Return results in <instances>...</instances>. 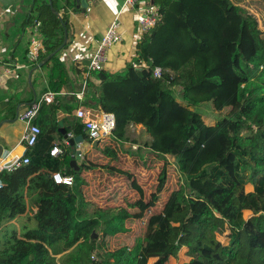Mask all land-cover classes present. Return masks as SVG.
I'll return each mask as SVG.
<instances>
[{
    "label": "trees",
    "instance_id": "1",
    "mask_svg": "<svg viewBox=\"0 0 264 264\" xmlns=\"http://www.w3.org/2000/svg\"><path fill=\"white\" fill-rule=\"evenodd\" d=\"M153 1L160 6V20L143 35L125 74L85 68L84 106L115 115L110 137L115 143L128 142L127 129L142 125L152 137L144 147L148 156L174 157L183 182L168 190L157 210L151 209L164 184L147 202L127 200L90 214L83 193L87 167L71 168L76 147L69 144L60 157L50 154L53 133L64 138L54 122L53 130L42 131L28 147L19 167L0 172V230L29 207L38 209L35 229L24 239L16 234L7 239L0 264H126L113 261L118 252L102 253L99 240L128 233V224L146 212L137 264H152L155 256L156 264H164L180 253L188 264H264V30L244 0ZM61 2L62 8L43 0L30 18L41 23L42 57L59 50L65 29L70 32V22L58 12L76 2ZM50 63L51 75L58 72L64 84L68 73L57 54ZM155 67L165 70L162 78L153 76ZM207 103L218 112L228 110L227 116L206 124L196 109ZM71 129L75 138L93 143L81 123ZM103 151L116 159L113 147ZM58 172L74 177L73 186L57 184ZM224 225L227 242L217 236ZM94 232L101 236L93 238Z\"/></svg>",
    "mask_w": 264,
    "mask_h": 264
},
{
    "label": "crops",
    "instance_id": "2",
    "mask_svg": "<svg viewBox=\"0 0 264 264\" xmlns=\"http://www.w3.org/2000/svg\"><path fill=\"white\" fill-rule=\"evenodd\" d=\"M42 2L43 0H0V172L5 169L8 162L15 158L19 160L25 157L28 151V147L23 142L26 125L18 120V114L27 107L40 104L36 123L39 127L41 126L42 131L45 133L47 130H53L54 122L58 124L60 129L66 128L70 130L69 132H71L74 123H80L76 118V111L84 105L86 97L81 102L77 100V95L84 89V81L88 77L86 69L89 68L85 61L90 59L102 34L117 17L122 22L121 34L123 40L111 48L106 71L112 74H125L128 64L133 63L136 58L137 46L143 37L133 12L125 8V0H93L88 10L77 9L75 6L61 9L58 12L60 19L64 16L70 22V32L65 29L63 45L49 56H41L45 54V47L40 26V41L43 43L44 51L40 54V60L34 62L30 58V50L31 32L35 23L30 22V18L36 15L37 5ZM48 2L52 5V0H48ZM54 2L61 8L64 7L61 0H54ZM242 5L255 14L258 19L260 18V25L263 26L264 1L244 0ZM69 37L70 44L67 46ZM55 54L65 65L68 73L65 83L62 85L58 80V72L51 75L52 64L50 60ZM49 92H54L56 100L51 105L43 102L44 95ZM51 108H56V114L52 113ZM136 127L147 134L146 141L143 144L137 141H133V143L130 139L129 131ZM52 136L54 138L53 145L64 139H60L56 133H53ZM127 136L129 138L128 142L115 143L113 138L107 140L108 142L111 141L112 144L110 145L114 147L116 157L117 151L124 150L123 145L126 143H133L138 147L136 157L140 156L143 159L144 156L149 155L144 147L146 142L152 140V137L142 125H131L127 129ZM84 144L85 142L81 143L76 149H81ZM105 147H108V145H105ZM140 147H143V150ZM80 164V160H78V165ZM111 169L113 171L118 170L113 165ZM86 181H88V184L83 187V193L90 214L100 209H115L125 204L127 200H132L126 198L123 200L120 196V188L111 190L114 191L112 194H109L107 190L102 193L91 192L90 199H87L90 181L89 179H86ZM37 211L36 207H29L24 215L6 223L5 226L13 225L14 234L18 238L24 239V235L36 227L33 218ZM128 229L129 232L124 235L133 236L134 231L129 228V225ZM105 241L109 240L104 239ZM5 242L0 247L1 249L4 248ZM142 244L143 240L139 245L137 254L140 253ZM61 256L58 255L56 258L59 260ZM130 256L131 254L128 255V252L124 251L117 258L123 260L126 264H137L138 259L133 263L130 261L132 259Z\"/></svg>",
    "mask_w": 264,
    "mask_h": 264
},
{
    "label": "rangeland",
    "instance_id": "3",
    "mask_svg": "<svg viewBox=\"0 0 264 264\" xmlns=\"http://www.w3.org/2000/svg\"><path fill=\"white\" fill-rule=\"evenodd\" d=\"M263 26L261 27L264 30ZM196 111L203 116L205 123L209 125L215 124L217 121L226 117L228 113V110H224L222 112L216 111L210 103L201 105L196 109ZM129 136L132 142L137 141L143 144L146 141L147 134H145L143 130L136 127L135 129L129 131ZM108 139L109 138L104 140V142L98 146H95L94 143L85 142L84 146L80 149L82 151V156L79 160L81 164L87 167L84 175H86V179H89L90 181V189L88 190L89 195L87 194V199H90L89 196H91V192L102 193L104 190H107L109 194H112L114 191L111 190L120 188V196L123 200L126 198L138 201L143 198L147 202L152 199V195L156 193L158 186L164 184L159 195V200L153 208L154 210L159 209L164 201L165 193H167L169 189L172 190L176 188L179 182H183V177L177 169L175 158L170 156L167 157L166 160H157L153 156L147 155L141 159L140 156L136 157L135 155L138 147L133 144V142L123 145L125 149L123 148L124 150H118L116 160H113L112 158L105 156L103 151L106 148L105 145L112 146L110 145L112 144L111 141H107ZM114 146L116 145L114 144ZM112 165L115 169L118 168V170L113 171L111 169ZM119 170L131 173L133 175L132 178L129 179L125 176L126 173L121 175L118 173ZM248 190L251 191L252 186H249ZM145 214L147 217V212ZM146 217L133 219L132 222L128 224L129 228L134 231L132 233L133 236L121 235L115 238H101L99 240V245L102 247L101 252H118L117 255L119 256L126 251L128 252V255L131 254L130 258L132 259L130 261L135 263L139 257V253L137 254V251L139 249V245H141V239H143L142 236L147 220ZM12 235H14L13 225L3 227V229L0 230V247L5 240L9 239ZM100 236L101 233L98 232L97 239ZM217 236L223 242L228 241L229 229L227 225L221 226ZM104 239L109 241L104 242ZM94 257L95 260L98 259L95 254ZM117 259L118 258H115L114 261ZM158 261L159 256L152 257L151 259L152 264H156ZM188 262L189 260L184 256V254L180 253L178 257H170L164 262V264H188Z\"/></svg>",
    "mask_w": 264,
    "mask_h": 264
},
{
    "label": "built area",
    "instance_id": "4",
    "mask_svg": "<svg viewBox=\"0 0 264 264\" xmlns=\"http://www.w3.org/2000/svg\"><path fill=\"white\" fill-rule=\"evenodd\" d=\"M125 8L133 12L139 31L142 35L153 30L160 20V6L152 0H125ZM40 26L36 21L33 31L31 32V50L30 58L34 62L40 60V54L44 51L43 43L40 41ZM122 22L117 17L109 26V28L102 34L89 60L92 61L91 69L93 71L106 70L109 61V52L113 46L119 44L123 40L121 34ZM145 68L150 66L149 62H143ZM165 70L161 67L153 69V76L157 79L163 77ZM88 94L84 87L82 92L77 95V100L83 101ZM54 92H49L44 95L43 102L51 105L55 103ZM40 111V104H35L27 107L18 114V120L26 125L23 135V142L27 147L36 145L39 136L42 133L41 128L37 125L36 120ZM76 118L83 126L88 139L93 142H103L107 138L112 137L116 126V117L112 113H106L87 106H80L76 111ZM70 139H75L73 131L67 134V138L60 140L54 144L50 154L53 157H60L63 155L64 148L70 144ZM20 163L17 161L11 168H17ZM53 179L57 184L73 186L74 177L63 175L61 172L53 174ZM95 257H93V260Z\"/></svg>",
    "mask_w": 264,
    "mask_h": 264
},
{
    "label": "water",
    "instance_id": "5",
    "mask_svg": "<svg viewBox=\"0 0 264 264\" xmlns=\"http://www.w3.org/2000/svg\"><path fill=\"white\" fill-rule=\"evenodd\" d=\"M76 1V8L77 9H82V10H88L90 4L92 3L93 0H75ZM152 3H154V1L152 0ZM91 60H87L85 61V64L88 66L89 69H91ZM59 132L62 134V136L64 138H67V133L66 130L60 129ZM84 142V139L82 137H77L75 139H70V145L73 147H78L81 143ZM82 156V151L80 149H76V159L73 160L71 162V168L74 169L75 171L78 172L79 171V166H78V160L79 158ZM18 161V159H14L11 162H8L5 165V168H11L16 162ZM97 234L96 232L93 233V238H96Z\"/></svg>",
    "mask_w": 264,
    "mask_h": 264
}]
</instances>
